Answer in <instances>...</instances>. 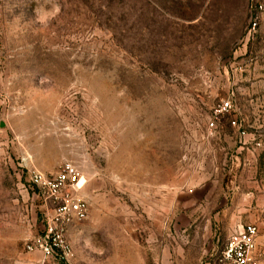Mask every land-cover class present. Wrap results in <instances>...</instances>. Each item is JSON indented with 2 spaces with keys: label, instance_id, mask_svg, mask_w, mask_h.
I'll return each mask as SVG.
<instances>
[{
  "label": "rangeland",
  "instance_id": "374dc122",
  "mask_svg": "<svg viewBox=\"0 0 264 264\" xmlns=\"http://www.w3.org/2000/svg\"><path fill=\"white\" fill-rule=\"evenodd\" d=\"M65 164L89 216L46 260L30 176ZM177 220L211 258L256 226L264 264V0H0V264H115L127 226Z\"/></svg>",
  "mask_w": 264,
  "mask_h": 264
},
{
  "label": "built area",
  "instance_id": "2783aa9c",
  "mask_svg": "<svg viewBox=\"0 0 264 264\" xmlns=\"http://www.w3.org/2000/svg\"><path fill=\"white\" fill-rule=\"evenodd\" d=\"M222 110L231 109L229 102H222ZM31 182L52 210L44 219L43 235L27 245V251L39 252L43 258H73V252L66 241L68 229L87 220L89 206L78 196L80 176L75 167L65 164L54 176L31 172ZM259 231L256 226L243 227L228 239L224 249L205 264H263L256 257Z\"/></svg>",
  "mask_w": 264,
  "mask_h": 264
},
{
  "label": "crops",
  "instance_id": "0c3cea01",
  "mask_svg": "<svg viewBox=\"0 0 264 264\" xmlns=\"http://www.w3.org/2000/svg\"><path fill=\"white\" fill-rule=\"evenodd\" d=\"M178 206L181 207L178 204L177 208ZM119 225L116 222L115 228ZM158 225L157 221L150 222L148 226L141 222H134L131 233L130 227L127 226L129 235L126 244L119 243L121 240L118 238L116 244L114 243L116 254L121 256L115 264H189L188 262L191 261H193V264H199L198 262L202 261L203 258L208 260L212 257L210 254L213 253V245L211 242L208 245L207 239L202 241L199 232H195L192 242L187 243L188 247L182 246L180 220L174 222L173 233L167 236L165 228L161 230ZM193 225L196 230L202 227L197 222H194ZM74 226L68 229L67 235L73 233ZM206 229H208V226H206Z\"/></svg>",
  "mask_w": 264,
  "mask_h": 264
},
{
  "label": "clouds",
  "instance_id": "9594fccd",
  "mask_svg": "<svg viewBox=\"0 0 264 264\" xmlns=\"http://www.w3.org/2000/svg\"><path fill=\"white\" fill-rule=\"evenodd\" d=\"M61 13V5L52 3L50 8H39L37 10V19L41 24H47L55 19Z\"/></svg>",
  "mask_w": 264,
  "mask_h": 264
}]
</instances>
